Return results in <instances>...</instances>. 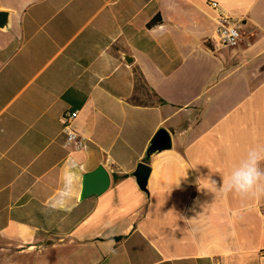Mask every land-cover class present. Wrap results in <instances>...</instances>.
Wrapping results in <instances>:
<instances>
[{"label":"crops","instance_id":"obj_1","mask_svg":"<svg viewBox=\"0 0 264 264\" xmlns=\"http://www.w3.org/2000/svg\"><path fill=\"white\" fill-rule=\"evenodd\" d=\"M211 1L240 20L237 45L208 42ZM0 15V264H264V193L222 190L264 147V0H0ZM73 111L79 150L63 145ZM160 129L171 146L148 156ZM98 167L109 186L84 198Z\"/></svg>","mask_w":264,"mask_h":264},{"label":"built area","instance_id":"obj_2","mask_svg":"<svg viewBox=\"0 0 264 264\" xmlns=\"http://www.w3.org/2000/svg\"><path fill=\"white\" fill-rule=\"evenodd\" d=\"M209 7L216 12V27L209 38L212 48L219 50L224 47H233L241 39V22L240 20L230 17L219 9L216 2L208 3ZM77 112L64 113L61 117L62 131L65 135L64 146L72 145L74 149L79 150L85 147L86 139L71 129V123L76 118Z\"/></svg>","mask_w":264,"mask_h":264},{"label":"clouds","instance_id":"obj_3","mask_svg":"<svg viewBox=\"0 0 264 264\" xmlns=\"http://www.w3.org/2000/svg\"><path fill=\"white\" fill-rule=\"evenodd\" d=\"M264 147L251 148L241 158V163L234 166L230 174L222 180V190L241 196L264 193Z\"/></svg>","mask_w":264,"mask_h":264},{"label":"water","instance_id":"obj_4","mask_svg":"<svg viewBox=\"0 0 264 264\" xmlns=\"http://www.w3.org/2000/svg\"><path fill=\"white\" fill-rule=\"evenodd\" d=\"M2 16L0 15V20ZM171 146L170 134L160 129L154 136L148 148V156L156 151L169 149ZM149 173V167L143 163L138 164L135 175L138 180H142ZM82 197H89L104 192L109 186V174L103 167H98L94 171L84 176Z\"/></svg>","mask_w":264,"mask_h":264},{"label":"trees","instance_id":"obj_5","mask_svg":"<svg viewBox=\"0 0 264 264\" xmlns=\"http://www.w3.org/2000/svg\"><path fill=\"white\" fill-rule=\"evenodd\" d=\"M133 100L135 101L136 99H135V96L133 97Z\"/></svg>","mask_w":264,"mask_h":264},{"label":"rangeland","instance_id":"obj_6","mask_svg":"<svg viewBox=\"0 0 264 264\" xmlns=\"http://www.w3.org/2000/svg\"><path fill=\"white\" fill-rule=\"evenodd\" d=\"M137 96V95H136ZM135 99L137 100V97H135Z\"/></svg>","mask_w":264,"mask_h":264}]
</instances>
